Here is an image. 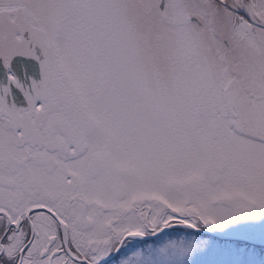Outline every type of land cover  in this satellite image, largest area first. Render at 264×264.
I'll list each match as a JSON object with an SVG mask.
<instances>
[{
  "label": "snow or ice",
  "instance_id": "1",
  "mask_svg": "<svg viewBox=\"0 0 264 264\" xmlns=\"http://www.w3.org/2000/svg\"><path fill=\"white\" fill-rule=\"evenodd\" d=\"M0 264H264V0H0Z\"/></svg>",
  "mask_w": 264,
  "mask_h": 264
}]
</instances>
